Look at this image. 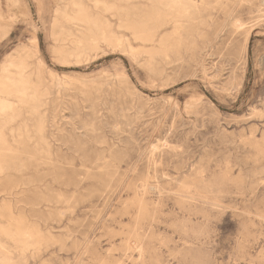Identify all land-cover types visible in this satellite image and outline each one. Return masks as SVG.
Wrapping results in <instances>:
<instances>
[{
  "label": "rangeland",
  "instance_id": "1",
  "mask_svg": "<svg viewBox=\"0 0 264 264\" xmlns=\"http://www.w3.org/2000/svg\"><path fill=\"white\" fill-rule=\"evenodd\" d=\"M5 260L264 264V0H0Z\"/></svg>",
  "mask_w": 264,
  "mask_h": 264
},
{
  "label": "bare ground",
  "instance_id": "2",
  "mask_svg": "<svg viewBox=\"0 0 264 264\" xmlns=\"http://www.w3.org/2000/svg\"><path fill=\"white\" fill-rule=\"evenodd\" d=\"M125 2V1H124ZM163 5V4H162ZM142 6V5H141ZM77 10V9H76ZM81 10V9H80ZM79 10V11H80ZM171 10V9H170ZM78 11V10H77ZM87 11V10H86ZM63 12V11H62ZM82 12V11H81ZM91 15V14H90ZM83 17V16H82ZM85 17V16H84ZM84 17H83V19H84ZM93 17V16H92ZM80 19H82L81 17H79ZM97 18V17H96ZM71 20V19H70ZM79 21V20H78ZM83 22V21H82ZM87 22V21H86ZM97 24V23H96ZM95 24V25H96ZM92 26V25H91ZM97 26V25H96ZM98 28V27H97ZM97 28H95V29H97ZM99 28H100V25H99ZM89 31V30H88ZM91 31V30H90ZM93 31V30H92ZM98 31V30H97ZM99 32V31H98ZM90 33V32H89ZM96 34V33H95ZM92 40V39H91ZM71 42V41H70ZM76 43V42H75ZM89 44V43H88ZM121 44V43H120ZM33 46H34V48L35 49H37V46H38V42H37V40L36 39H34L33 40ZM92 49V48H91ZM20 62V61H19ZM6 73H8L9 72V69L5 66V70H4ZM20 73V72H19ZM31 74V73H30ZM7 74H5V78L4 79H7V76H6ZM14 81V80H13ZM12 81V83H14ZM33 81V80H32ZM20 82V81H19ZM15 84V83H14ZM30 85V84H29ZM19 86V85H18ZM31 88V87H30ZM32 94V93H31ZM39 96V95H38ZM3 103V102H2ZM39 103V102H38ZM37 111V110H36ZM4 114V113H3ZM5 123V122H4ZM15 155V154H14ZM2 158V157H1ZM9 158V157H8ZM23 224V223H22ZM21 229V228H20ZM11 230V229H10ZM15 235V234H14ZM32 236V235H31ZM10 237V236H9ZM30 237V236H29ZM20 240V239H19ZM22 240V239H21ZM35 242V241H34ZM19 243V242H18ZM31 244V243H30ZM30 247V246H29ZM29 250V249H28ZM0 264H8V262L5 260V261H1L0 262Z\"/></svg>",
  "mask_w": 264,
  "mask_h": 264
},
{
  "label": "crops",
  "instance_id": "3",
  "mask_svg": "<svg viewBox=\"0 0 264 264\" xmlns=\"http://www.w3.org/2000/svg\"><path fill=\"white\" fill-rule=\"evenodd\" d=\"M34 39H36V37H35ZM36 40H37V39H36Z\"/></svg>",
  "mask_w": 264,
  "mask_h": 264
}]
</instances>
